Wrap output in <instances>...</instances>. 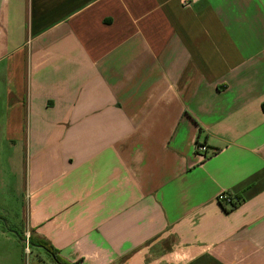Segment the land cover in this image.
<instances>
[{"label":"crops","instance_id":"0c3cea01","mask_svg":"<svg viewBox=\"0 0 264 264\" xmlns=\"http://www.w3.org/2000/svg\"><path fill=\"white\" fill-rule=\"evenodd\" d=\"M0 131L67 263L264 264V0H0Z\"/></svg>","mask_w":264,"mask_h":264},{"label":"rangeland","instance_id":"374dc122","mask_svg":"<svg viewBox=\"0 0 264 264\" xmlns=\"http://www.w3.org/2000/svg\"><path fill=\"white\" fill-rule=\"evenodd\" d=\"M15 156L9 146H0V264H54L49 255L31 244L26 248L22 240L21 235L26 239L32 233L25 226V179L15 172Z\"/></svg>","mask_w":264,"mask_h":264},{"label":"built area","instance_id":"2783aa9c","mask_svg":"<svg viewBox=\"0 0 264 264\" xmlns=\"http://www.w3.org/2000/svg\"><path fill=\"white\" fill-rule=\"evenodd\" d=\"M196 153L201 159H206L208 157L209 150L207 146L199 144L196 148ZM218 200L225 207H228L230 209L234 208L235 206L239 204V202H236L231 195L226 194V193L220 194V196L218 197ZM30 238H31L30 234L26 235V239L24 237L23 241L25 243L26 248L30 246Z\"/></svg>","mask_w":264,"mask_h":264},{"label":"trees","instance_id":"16d2710c","mask_svg":"<svg viewBox=\"0 0 264 264\" xmlns=\"http://www.w3.org/2000/svg\"><path fill=\"white\" fill-rule=\"evenodd\" d=\"M234 208H232V209H234ZM21 237H22V240H24V236L21 235ZM30 244H31V248H40L43 251H45L50 256V258L54 264H69L66 261H64L62 258L59 257V253L52 246L44 244V243L35 244V243H33L32 240H30Z\"/></svg>","mask_w":264,"mask_h":264}]
</instances>
